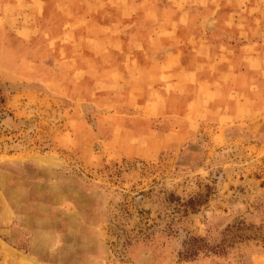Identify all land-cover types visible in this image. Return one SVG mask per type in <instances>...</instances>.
<instances>
[{
  "label": "rangeland",
  "instance_id": "rangeland-1",
  "mask_svg": "<svg viewBox=\"0 0 264 264\" xmlns=\"http://www.w3.org/2000/svg\"><path fill=\"white\" fill-rule=\"evenodd\" d=\"M263 10L0 0V264H264Z\"/></svg>",
  "mask_w": 264,
  "mask_h": 264
},
{
  "label": "crops",
  "instance_id": "crops-1",
  "mask_svg": "<svg viewBox=\"0 0 264 264\" xmlns=\"http://www.w3.org/2000/svg\"><path fill=\"white\" fill-rule=\"evenodd\" d=\"M225 22H228V21H225ZM229 22L233 24V29L236 28L234 20H231V21H229ZM256 23H260L259 28H263V27H264V10H263V12H262V16H260V18H259V17L256 18ZM228 28H231V25H230V24L228 25ZM236 29L239 30L238 27H237ZM251 36H252V34H251ZM251 36H250L249 38H251ZM244 39H245V37H244ZM250 40H251V41H250ZM250 40H249V42H245V43H243L240 47H247V46H249L250 44H251V45H256V44L259 45V44H261V42L258 43V42H253L252 39H250ZM263 42H264V41H263ZM249 43H250V44H249ZM200 45H202V44L200 43ZM230 45H231L230 43H226V44H224L223 47H227V46L230 47ZM203 46H204V44H203ZM225 50H228V49L225 48ZM230 53H231V52H230ZM258 56H259V55H257V54L252 55V56L250 55V56H249V59H248V62L246 63L245 66L251 68V62H252V61H255V59L258 58ZM231 60H232V61H231ZM234 61H235L234 58H233V59H230V61H229V62H230L229 65L231 66L232 69H235V67H234V65H233V62H234Z\"/></svg>",
  "mask_w": 264,
  "mask_h": 264
},
{
  "label": "trees",
  "instance_id": "trees-1",
  "mask_svg": "<svg viewBox=\"0 0 264 264\" xmlns=\"http://www.w3.org/2000/svg\"><path fill=\"white\" fill-rule=\"evenodd\" d=\"M2 103L1 90H0V104Z\"/></svg>",
  "mask_w": 264,
  "mask_h": 264
}]
</instances>
